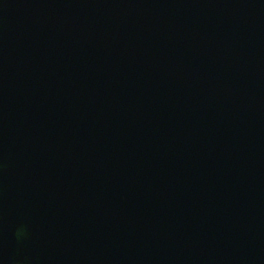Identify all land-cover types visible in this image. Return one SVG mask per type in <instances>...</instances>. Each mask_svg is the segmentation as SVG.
<instances>
[{
	"label": "water",
	"instance_id": "1",
	"mask_svg": "<svg viewBox=\"0 0 264 264\" xmlns=\"http://www.w3.org/2000/svg\"><path fill=\"white\" fill-rule=\"evenodd\" d=\"M0 264H264V0H0Z\"/></svg>",
	"mask_w": 264,
	"mask_h": 264
}]
</instances>
